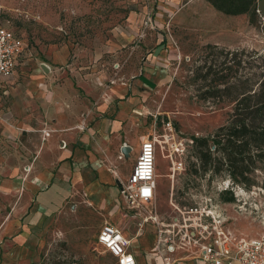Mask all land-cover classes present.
Listing matches in <instances>:
<instances>
[{"label":"rangeland","instance_id":"obj_1","mask_svg":"<svg viewBox=\"0 0 264 264\" xmlns=\"http://www.w3.org/2000/svg\"><path fill=\"white\" fill-rule=\"evenodd\" d=\"M155 1L0 0V22L25 41L31 54L15 75L23 81L36 69L48 82L68 85V93L78 94L77 99L87 98L88 84L107 90L108 85H132L141 77L149 80L151 85L140 90L139 114L124 122L121 144L134 146L124 170L130 173L142 138L157 137L166 149L182 143L190 151L183 161L199 181L194 187L191 178L187 188L182 171L171 172L172 179L178 180L171 202L167 201L169 179L157 178L156 210L163 220L170 223L196 205L198 201L191 198L202 194L201 185L210 189L213 182H220L218 210L225 229L238 238L264 237V157L256 156L258 149L251 148L252 163L241 181L226 165L220 176L205 172L202 166L195 171L193 166L201 162L187 146L191 140L207 138L215 151L212 138L218 128L234 114L236 103L259 87L255 73L264 72V18L257 10L255 16L245 14L247 19L241 22L217 11L207 0H192L160 26ZM163 37L167 51L156 55L154 49ZM42 64L52 71L45 73ZM168 135L175 139L165 145ZM211 158L218 160V153ZM156 166L157 175L170 174V162L160 145ZM1 189L0 226L2 215L12 206ZM231 197L235 200L226 201ZM66 206L58 223L35 231L34 245L28 244L15 264L114 263V257L97 242L96 220L89 223V210L76 209L73 202ZM140 211L145 215L150 206ZM131 216L138 219L134 212ZM145 244L136 241L132 249L150 264L147 251L151 248Z\"/></svg>","mask_w":264,"mask_h":264},{"label":"crops","instance_id":"obj_2","mask_svg":"<svg viewBox=\"0 0 264 264\" xmlns=\"http://www.w3.org/2000/svg\"><path fill=\"white\" fill-rule=\"evenodd\" d=\"M191 1L156 0L160 15L156 23L164 26V19ZM228 16L241 22L247 19L245 14ZM162 51H167L164 37L154 53ZM30 55L26 50L18 59L13 77L3 82L0 94V186L12 203L2 215L0 264H15L28 244L34 245L35 231L58 223L69 202L76 203V209L89 210V223L96 220L97 237L105 225L119 228L131 242L138 264L146 262L132 244L141 240L151 248L147 251L150 264H165V256L176 264H204L195 251L167 254L162 247L159 252L156 224L149 220L141 227L153 209L145 215L129 209L122 195L134 167L129 174L124 170L123 163L134 150L126 144L129 156L122 153L124 122L139 114L140 90L151 85L149 80L141 77L132 85H108L107 90L88 84L87 98L77 99L78 94L74 98L68 93V85L50 83L36 69L30 79L20 81L15 74ZM41 66L48 68H42L45 73L52 71L46 64ZM158 195L157 189L156 200ZM156 215L166 222L157 210Z\"/></svg>","mask_w":264,"mask_h":264},{"label":"built area","instance_id":"obj_3","mask_svg":"<svg viewBox=\"0 0 264 264\" xmlns=\"http://www.w3.org/2000/svg\"><path fill=\"white\" fill-rule=\"evenodd\" d=\"M27 47L21 37L0 22V94L3 82L13 77L18 59L26 52ZM169 125L167 124L168 127ZM164 137L165 145L175 139L173 135ZM193 141L187 145L189 149ZM159 145L172 163L173 170H183V159L190 152L186 151L184 144L175 142L174 147L170 145L166 149L161 146L157 137L151 136L142 141L138 158L122 188V195L129 209L140 211L145 206L153 209L150 215L147 214L141 227L149 220L156 224L159 252L163 251L162 247L167 254H174L178 250L191 253L195 251L204 264H264V237L238 238L225 229V222L218 210L222 194L219 182H213L210 189L201 185L202 194L191 198L198 201L196 205L180 212L170 223L158 220L156 161ZM97 242L115 258L114 264H138L131 252V242L119 228L113 225L103 226ZM164 263L176 264V261L165 256Z\"/></svg>","mask_w":264,"mask_h":264},{"label":"trees","instance_id":"obj_4","mask_svg":"<svg viewBox=\"0 0 264 264\" xmlns=\"http://www.w3.org/2000/svg\"><path fill=\"white\" fill-rule=\"evenodd\" d=\"M209 3L226 15L237 16L248 14L255 16L259 0H208ZM263 66V65H262ZM260 78L259 87L235 105L234 114L227 122L218 128L212 138L215 151L209 145V139H195L194 153L201 162L203 170L213 174L222 172L226 165L230 173L245 180V173L252 163L251 148H257L256 156L264 157V72L256 74ZM217 152L218 160H212L211 155ZM195 171H200L196 169ZM215 176V175H214ZM222 196V194H221ZM234 197L226 201H234Z\"/></svg>","mask_w":264,"mask_h":264},{"label":"flooded vegetation","instance_id":"obj_5","mask_svg":"<svg viewBox=\"0 0 264 264\" xmlns=\"http://www.w3.org/2000/svg\"><path fill=\"white\" fill-rule=\"evenodd\" d=\"M193 144H194V141H193ZM191 149H193V145H192V147H191ZM215 150V149H214ZM190 152H188V154H189ZM187 154V155H188ZM187 157V156H186ZM170 162V161H169ZM202 165L201 164H197V166H193L194 167V169L196 170V169H200V167H201ZM192 168H191V166H190V164H184V168H183V170H182V173L181 174H183L186 178H187V188H189V185H190V183H192V181L193 180H191V178H193L194 180H195V183H196V186H194V187H197V185H198V181H199V179H198V174H194V173H192V170H191ZM169 171H170V174H167L168 176V179H169V181H170V183H169V187H168V195H167V201H171V202H173V201H175V198H174V191H175V182H178V180H176L175 181V179L173 178L172 179V174H171V172H173L174 170H173V166H172V163L170 162V167H169ZM176 172V171H175ZM175 172H174V174H175ZM215 176H217V175H219L220 176V173H215L214 174ZM207 176V174H204V177H206ZM209 176V175H208ZM203 180V179H202ZM220 183V182H219ZM171 191V192H170ZM196 192H198V190H196ZM173 193V194H172Z\"/></svg>","mask_w":264,"mask_h":264},{"label":"water","instance_id":"obj_6","mask_svg":"<svg viewBox=\"0 0 264 264\" xmlns=\"http://www.w3.org/2000/svg\"><path fill=\"white\" fill-rule=\"evenodd\" d=\"M257 10L258 13L261 14V16L264 18V0H259L257 3ZM46 71H48V68L46 66H43ZM130 148L128 146H123L122 153L125 154V156H129Z\"/></svg>","mask_w":264,"mask_h":264}]
</instances>
